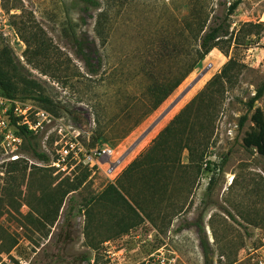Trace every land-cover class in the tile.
<instances>
[{
    "label": "rangeland",
    "instance_id": "rangeland-1",
    "mask_svg": "<svg viewBox=\"0 0 264 264\" xmlns=\"http://www.w3.org/2000/svg\"><path fill=\"white\" fill-rule=\"evenodd\" d=\"M234 1L0 0V50H10L22 75L36 84L33 94L49 97L53 110L22 90L19 96L63 119L88 149L109 146L129 155L115 182L82 165L71 174L57 173L51 166L56 136L50 129L23 140L18 160L34 167L23 178L7 171L16 160L0 144V264H88L93 258L96 264H138L163 247L175 264H258L256 252L264 250V156L246 148L243 139L252 126L249 102L264 82V0H240L228 15ZM192 10L207 17L208 26H228L224 50L214 48L158 110L117 141L146 110L141 99H146L148 73L175 74L176 49L187 43L190 54L192 31L185 18L192 22ZM32 36L38 45L28 47ZM231 58L238 62L237 79L227 86L215 126L192 139L195 145L202 141L212 171L205 167L199 174L185 150L184 167L165 178L167 188L161 172L147 174L142 209L129 196L130 205L111 201L110 187L121 190L126 168ZM130 107L135 109L123 126L110 127ZM256 107H264V94ZM99 122L105 141L91 146ZM154 179L159 181L155 194ZM70 185L78 188L60 204Z\"/></svg>",
    "mask_w": 264,
    "mask_h": 264
},
{
    "label": "trees",
    "instance_id": "trees-1",
    "mask_svg": "<svg viewBox=\"0 0 264 264\" xmlns=\"http://www.w3.org/2000/svg\"><path fill=\"white\" fill-rule=\"evenodd\" d=\"M240 4V0L234 1L228 7V15H232ZM192 22L189 18H185V25L192 31L191 45L193 44L190 54L186 44L185 49L177 50V63L180 67L175 74L171 71L166 73L162 78L155 71L148 73L150 79L149 85L145 88L144 98L142 102L146 107V110L138 117L132 124L124 127L115 139L122 140L127 137L130 132L137 127L144 118L158 110L161 105L176 91V89L182 84V82L196 69L198 68L206 56L214 49L221 47V43L224 37L229 35V28L225 23L220 22L215 25H207L208 18L203 17L199 11L195 14L192 10ZM105 13H100V16ZM98 25L100 22L98 21ZM100 26V25H99ZM186 26L184 29H186ZM231 43L232 37L228 38ZM227 39V40H228ZM38 38L32 36L28 47L35 44L38 45ZM106 38L102 39V44H105ZM187 37L185 42H187ZM237 41V40H236ZM239 44V41L236 42ZM85 43H82V49L87 50ZM88 51H90L88 49ZM95 52L92 51L90 56H93ZM170 54V52H168ZM85 57L86 64L91 66V57ZM238 71V62L231 58L222 68L219 74H216L206 85V87L199 92L186 107L177 114L171 122L159 133L156 139L153 141L152 146L143 154H141L136 160H134L124 171L123 175L126 178L124 182L120 184L121 190L113 185L110 187L109 198L111 201H118L122 199L128 203L125 196L135 203L139 208H143L144 199L141 195L145 194L147 188L148 177L147 174L153 172H161L159 175L164 180V188H167L166 177H169L178 169L183 168L181 162L182 154L185 150L189 152V159L194 163L195 169L200 174V171L206 167L207 170H211L212 162L206 159L205 151L202 150V141L198 139V144H193V136L197 133H202L206 127L212 128L215 126L216 117L219 114V108L223 105L227 86L235 83L237 76L235 72ZM19 81L23 85V88H19ZM32 80L24 77L20 71V67L15 63L11 52L8 48L4 47L0 50V94L10 98H20V90L30 95L32 98L40 101L44 104L46 109L53 110V101L44 94L34 95L36 90ZM264 94V82L258 88L256 95L249 102V110L253 111L251 115L252 126L243 139L244 145L248 149H255L260 155L264 156V107L254 108L255 102ZM23 100L26 97H21ZM20 98V99H21ZM139 98L134 101L137 105ZM135 109V107L128 108V112L119 115L111 120L110 127H121L123 123L130 118L129 113ZM127 113V114H126ZM248 119V115H245L241 119L243 124ZM109 125H107L108 127ZM197 126V128H195ZM102 128V129H101ZM98 134L93 137L91 146H95L97 143L104 144L106 132L103 130L100 122L98 124ZM20 133L25 138H31L32 133L28 132L25 128H21ZM94 135V134H93ZM103 138V139H102ZM34 153L44 161H48L49 158L43 152L34 151ZM8 172H19L21 177L25 178L26 173L30 168L28 162L24 160H16L8 164ZM88 169V168H86ZM170 173V174H169ZM158 176V175H157ZM153 194L156 193L159 181L154 179ZM136 186V187H135ZM141 186V189L138 188ZM78 185L67 186L63 194H61L60 204L65 197L73 190H77ZM211 188V186H209ZM124 192V193H123ZM160 192V191H159ZM132 208V207H131ZM15 245V244H13Z\"/></svg>",
    "mask_w": 264,
    "mask_h": 264
},
{
    "label": "built area",
    "instance_id": "built-area-1",
    "mask_svg": "<svg viewBox=\"0 0 264 264\" xmlns=\"http://www.w3.org/2000/svg\"><path fill=\"white\" fill-rule=\"evenodd\" d=\"M211 66V65H210ZM25 128L32 134H41L53 129L55 133V155L51 166L57 173L71 174L78 165L92 172L101 170L115 182L125 168L129 155L119 154L114 147L88 149L78 139L79 133L48 110L29 100L10 98L0 94V144L11 160H18L19 148L24 136L20 133ZM163 247L159 254L149 256L138 264H175L174 257H168ZM257 263L264 264V250L256 252ZM121 263V262H120ZM88 264H96L95 258Z\"/></svg>",
    "mask_w": 264,
    "mask_h": 264
},
{
    "label": "water",
    "instance_id": "water-1",
    "mask_svg": "<svg viewBox=\"0 0 264 264\" xmlns=\"http://www.w3.org/2000/svg\"><path fill=\"white\" fill-rule=\"evenodd\" d=\"M182 99V97H179L175 103L172 104V106L166 110V112L161 116V118H163L180 100Z\"/></svg>",
    "mask_w": 264,
    "mask_h": 264
}]
</instances>
